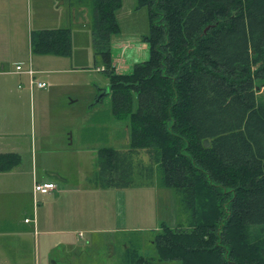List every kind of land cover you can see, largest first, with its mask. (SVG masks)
Here are the masks:
<instances>
[{
	"label": "trees",
	"instance_id": "obj_1",
	"mask_svg": "<svg viewBox=\"0 0 264 264\" xmlns=\"http://www.w3.org/2000/svg\"><path fill=\"white\" fill-rule=\"evenodd\" d=\"M90 3L112 112L129 125L128 149H98L96 184H133L144 151L189 212L187 224L161 225L159 260L264 264V0H137L149 7V57L129 72H117L112 46L123 0ZM31 46L71 54V30H33ZM19 162L0 153V170ZM128 250L126 264H155Z\"/></svg>",
	"mask_w": 264,
	"mask_h": 264
},
{
	"label": "rangeland",
	"instance_id": "obj_2",
	"mask_svg": "<svg viewBox=\"0 0 264 264\" xmlns=\"http://www.w3.org/2000/svg\"><path fill=\"white\" fill-rule=\"evenodd\" d=\"M16 1L21 9L15 14L0 12V57L13 60L14 69L17 64L25 69L32 63L37 70L36 81H46L49 86L36 85L30 91L27 74H22L24 79L19 72L7 75L13 94L23 89L27 92L17 112L0 110V123L4 118L13 119L21 133L20 141L32 151L38 170L48 165L67 176L70 186L87 187L86 206L81 205L84 217L78 219V229L83 231L78 248L63 244L64 239L76 238V233H63L59 227L39 237V241L46 237L50 243L41 245L40 254L47 252L49 264H126L130 248L153 258L155 264H181L177 259L159 260L154 239L163 223L187 224L189 212L181 193L162 184L158 167L153 172L147 170L151 161L144 151L136 158L133 184L119 191L89 187L96 183L98 149L129 147V125L113 114L110 90L98 99L109 86V78L103 71L101 55L95 53L90 0ZM83 6L88 7L89 22L80 20ZM117 18L121 31L112 37L114 62L117 72H129L135 62L149 57L148 44L142 39L150 31L149 7L138 5L137 0H123ZM58 27L71 30V54L32 50L33 30ZM93 190L96 195L91 194ZM62 202L61 195L56 203Z\"/></svg>",
	"mask_w": 264,
	"mask_h": 264
},
{
	"label": "crops",
	"instance_id": "obj_3",
	"mask_svg": "<svg viewBox=\"0 0 264 264\" xmlns=\"http://www.w3.org/2000/svg\"><path fill=\"white\" fill-rule=\"evenodd\" d=\"M19 9L21 5L16 0H0V12L15 14ZM12 63L13 60L0 57V110L6 109L8 113L17 112L27 92L23 89L13 94L8 86L7 75L19 72L11 67ZM19 74L24 79L22 74L27 73ZM35 87L36 84L30 86V91H34ZM20 134L12 118H4L0 123V153H18L20 156L19 163L10 169L0 170V264H49L47 252L40 254L41 245L46 247L50 244L46 242L49 239L44 237L39 241V237L62 227L60 230L63 233L77 235L76 238L64 239L63 244L73 250L78 248L79 236H83L80 234L83 231L78 229V219L84 217L85 210L81 205L86 206L87 187L70 186L67 176L60 180L63 183L60 186L55 177L49 174L59 171L48 168V165L38 170L34 155L20 141ZM36 181H55L57 187L47 194H34ZM89 187L100 188L96 183ZM115 189L119 191L120 188ZM91 194L96 195V191L93 190ZM61 195L63 202L59 205L56 199Z\"/></svg>",
	"mask_w": 264,
	"mask_h": 264
},
{
	"label": "built area",
	"instance_id": "obj_4",
	"mask_svg": "<svg viewBox=\"0 0 264 264\" xmlns=\"http://www.w3.org/2000/svg\"><path fill=\"white\" fill-rule=\"evenodd\" d=\"M16 70L19 72H26L29 75V83L30 86L33 87L34 84L41 88H46L49 86V84L46 81L38 80L36 81L35 75L37 73V70L33 67L32 63L29 64L27 68H23L21 64H18L16 67ZM57 187V183L55 181H46V182H35L34 184V194L41 193V194H47L54 190ZM29 220V219H27ZM80 234H83L82 232Z\"/></svg>",
	"mask_w": 264,
	"mask_h": 264
},
{
	"label": "water",
	"instance_id": "obj_5",
	"mask_svg": "<svg viewBox=\"0 0 264 264\" xmlns=\"http://www.w3.org/2000/svg\"><path fill=\"white\" fill-rule=\"evenodd\" d=\"M81 10H84L80 20L84 21V22H89L90 18L88 17V7L87 6H83L80 8ZM73 10H75V8H73ZM110 90V86H107V88L98 96V99H101V97L106 93L109 92ZM126 133H127V139H129V127L126 126ZM51 176L55 177L58 180H64L66 179L64 176H62L60 173L58 172H50L49 173ZM113 250V247H112Z\"/></svg>",
	"mask_w": 264,
	"mask_h": 264
}]
</instances>
